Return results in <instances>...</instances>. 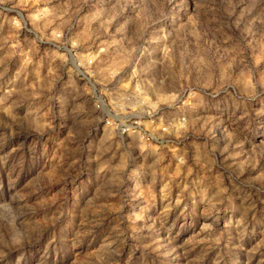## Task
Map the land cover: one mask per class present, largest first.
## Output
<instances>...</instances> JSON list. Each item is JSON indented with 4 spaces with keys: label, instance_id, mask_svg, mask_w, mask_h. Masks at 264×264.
Returning <instances> with one entry per match:
<instances>
[{
    "label": "clouds",
    "instance_id": "obj_1",
    "mask_svg": "<svg viewBox=\"0 0 264 264\" xmlns=\"http://www.w3.org/2000/svg\"><path fill=\"white\" fill-rule=\"evenodd\" d=\"M0 264H264V0H0Z\"/></svg>",
    "mask_w": 264,
    "mask_h": 264
}]
</instances>
